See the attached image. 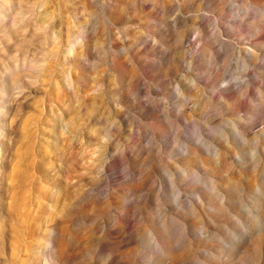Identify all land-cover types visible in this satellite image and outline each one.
Listing matches in <instances>:
<instances>
[{
	"label": "rangeland",
	"instance_id": "obj_1",
	"mask_svg": "<svg viewBox=\"0 0 264 264\" xmlns=\"http://www.w3.org/2000/svg\"><path fill=\"white\" fill-rule=\"evenodd\" d=\"M0 264H264V0H0Z\"/></svg>",
	"mask_w": 264,
	"mask_h": 264
}]
</instances>
